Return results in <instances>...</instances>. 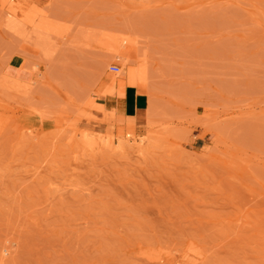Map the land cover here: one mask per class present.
Listing matches in <instances>:
<instances>
[{
	"label": "rangeland",
	"instance_id": "374dc122",
	"mask_svg": "<svg viewBox=\"0 0 264 264\" xmlns=\"http://www.w3.org/2000/svg\"><path fill=\"white\" fill-rule=\"evenodd\" d=\"M130 68L151 96L133 129L110 85ZM4 248L264 264V0H0Z\"/></svg>",
	"mask_w": 264,
	"mask_h": 264
},
{
	"label": "bare ground",
	"instance_id": "6f19581e",
	"mask_svg": "<svg viewBox=\"0 0 264 264\" xmlns=\"http://www.w3.org/2000/svg\"><path fill=\"white\" fill-rule=\"evenodd\" d=\"M9 13L12 14L13 13L12 10L9 11ZM38 27L42 30L48 31V27L46 25L38 26ZM122 42H127V40L123 38L120 41L119 45L123 44ZM118 56L125 58L128 55L125 56L124 53L120 51L118 53ZM22 68H23V65L21 64L17 67L9 68V70L12 72V75H15L21 78L25 76V73L23 72ZM110 85L111 87L119 88L121 96H124L126 87L134 88L138 94L147 96L148 104L150 105L151 96L149 95L146 89V85H145L142 75L136 69L130 68L124 75L119 76V77L117 76L113 77ZM147 110H148V107H146L145 110L138 112L135 116H125L128 120L127 126L130 129H133L136 123L141 122ZM7 255H8V250L4 248V250H2L0 254V264L8 263ZM182 257L184 261L190 262V263H193L194 261L198 260V256L190 255L189 253H184Z\"/></svg>",
	"mask_w": 264,
	"mask_h": 264
},
{
	"label": "crops",
	"instance_id": "0c3cea01",
	"mask_svg": "<svg viewBox=\"0 0 264 264\" xmlns=\"http://www.w3.org/2000/svg\"><path fill=\"white\" fill-rule=\"evenodd\" d=\"M121 103L125 114L135 116L138 112L145 110L148 99L145 95L138 94L135 89H125V94Z\"/></svg>",
	"mask_w": 264,
	"mask_h": 264
},
{
	"label": "built area",
	"instance_id": "2783aa9c",
	"mask_svg": "<svg viewBox=\"0 0 264 264\" xmlns=\"http://www.w3.org/2000/svg\"><path fill=\"white\" fill-rule=\"evenodd\" d=\"M110 70H111L112 72H116V71L118 70V68H117V66L112 65V66L110 67Z\"/></svg>",
	"mask_w": 264,
	"mask_h": 264
}]
</instances>
